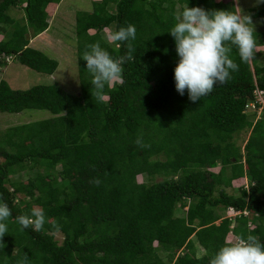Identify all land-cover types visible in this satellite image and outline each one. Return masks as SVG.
I'll return each instance as SVG.
<instances>
[{"label":"trees","instance_id":"trees-1","mask_svg":"<svg viewBox=\"0 0 264 264\" xmlns=\"http://www.w3.org/2000/svg\"><path fill=\"white\" fill-rule=\"evenodd\" d=\"M60 1L0 0V69L16 60L54 72L58 61L29 41L48 29L47 7ZM92 1L91 11L75 16L78 92L55 81L12 88L0 79V113L50 114L0 129V198L12 211L0 264H18L24 255L28 264H209L230 231L264 244V108L254 94L258 87L264 95V65L255 58L242 62L233 47L239 70L226 84L197 102L175 88L179 57L168 33L175 16L186 4L235 11L233 1ZM18 4L25 23L8 13ZM252 13L264 17V7ZM129 24L136 38L120 47L102 37V30ZM96 42L114 59L126 54L127 43L134 48L122 65L123 84L106 85L102 100L91 95L92 76L82 59ZM245 128L240 149L235 136ZM35 167L41 169L25 179L11 177ZM140 174L146 180H138ZM240 179L246 183L233 186ZM37 206L45 212L43 230H21L16 218ZM230 207L239 214L222 216L217 209Z\"/></svg>","mask_w":264,"mask_h":264},{"label":"clouds","instance_id":"clouds-1","mask_svg":"<svg viewBox=\"0 0 264 264\" xmlns=\"http://www.w3.org/2000/svg\"><path fill=\"white\" fill-rule=\"evenodd\" d=\"M255 2L264 3V0ZM235 8V11L205 10L201 7L189 8L186 4L183 11L175 16L176 23L168 32L174 38L179 57L174 68L175 88L181 96L187 90L192 102L210 94L217 84H226L231 73L239 70L232 57L233 47L244 63L251 62L255 57L258 45L252 15L243 12L239 6ZM135 38L136 28L131 24L120 27L118 31L110 30L107 35L108 41L117 47ZM126 47V54L114 59L100 42L88 46L89 50L84 52L82 59L92 76V97L102 100L106 85L123 84L122 65L132 59L134 51L131 43H127ZM136 143L140 147L147 146L140 139ZM92 183L99 186L100 180L94 179ZM11 215L8 204L0 198V239L7 234L6 222ZM16 220L21 230L31 228L36 232L43 230L47 222L45 212L39 206ZM51 228L59 231L60 225L52 222ZM18 264H28V257L24 255ZM209 264H264V244L254 235H235L219 247Z\"/></svg>","mask_w":264,"mask_h":264},{"label":"rangeland","instance_id":"rangeland-1","mask_svg":"<svg viewBox=\"0 0 264 264\" xmlns=\"http://www.w3.org/2000/svg\"><path fill=\"white\" fill-rule=\"evenodd\" d=\"M234 7L239 6L243 12L252 15L253 24L255 25V34L257 36V52L255 59L260 65H264V17H256L252 13L253 8H262L264 3L256 4L255 0H232ZM22 6V5H21ZM20 4L10 7L8 13L16 18L22 17L23 9ZM93 7L92 0H61L58 3L48 5L47 20L49 27L42 33H39L30 38L29 45L41 49L48 56L58 61V66L52 74L39 72L13 60L0 69V79L7 80L12 88H28L34 84H49L54 81L59 84L67 92H78L79 81L76 72L77 60V38L75 32V16L77 11H91ZM236 9V8H235ZM21 21V20H20ZM25 23V22H24ZM110 30H102V37L108 41L107 35ZM111 43L110 41H108ZM251 111V110H250ZM260 116V112H257ZM256 113V114H257ZM257 114V115H258ZM50 114L47 110L41 109H25L18 113H0V129L14 124L26 123L29 120L42 119L48 117ZM249 135V129L245 128L235 136V143L241 149ZM41 167L26 169L21 172L14 173L11 177L13 179L27 178L28 175H33ZM215 169H217L215 167ZM40 171V170H39ZM138 180H146L145 174L137 176ZM156 176L153 180H159ZM233 186L237 184L246 183L245 179L233 181ZM228 192H233L229 186L225 187ZM236 192V191H235ZM218 209L222 216H230L233 218L232 210ZM181 211L179 210L178 213ZM182 214V213H180ZM219 220L216 222L218 223ZM236 222L232 220L230 227L234 226ZM253 226L252 223L249 224ZM234 234L230 231L226 237L227 241L231 240ZM55 238L60 242L62 240L61 232L55 233ZM195 254L201 256L204 254L203 247L195 240L194 241ZM177 256V252L175 253Z\"/></svg>","mask_w":264,"mask_h":264},{"label":"built area","instance_id":"built-area-1","mask_svg":"<svg viewBox=\"0 0 264 264\" xmlns=\"http://www.w3.org/2000/svg\"><path fill=\"white\" fill-rule=\"evenodd\" d=\"M254 94H255L256 101L260 104V106L258 107V109L259 110L263 109L264 108V95H263V90H261L258 87H256L254 89ZM248 105H250L251 107H254L255 106L254 102H251ZM230 210L233 211V216L239 214V211H235L232 208H230Z\"/></svg>","mask_w":264,"mask_h":264}]
</instances>
